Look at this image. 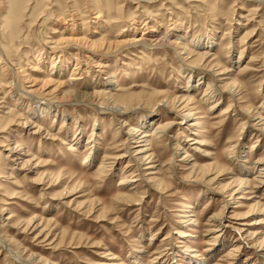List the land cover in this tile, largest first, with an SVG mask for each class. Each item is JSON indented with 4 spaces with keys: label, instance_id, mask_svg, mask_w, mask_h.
Returning <instances> with one entry per match:
<instances>
[{
    "label": "rangeland",
    "instance_id": "rangeland-1",
    "mask_svg": "<svg viewBox=\"0 0 264 264\" xmlns=\"http://www.w3.org/2000/svg\"><path fill=\"white\" fill-rule=\"evenodd\" d=\"M256 4L253 0H0V48L8 57L19 58L20 68L24 70L21 74L25 75V72L29 71L27 66L34 62L33 56L37 53L40 42L46 43L51 35L58 34L51 33V30H60L59 18L61 16L68 18L66 16L68 12H74L77 20H81L77 28L85 36H90V39L102 36L108 41L116 39L115 33L122 23H96V19L92 18L95 11L101 10V20H107L105 15H110L109 20L116 21L121 19L116 17L121 14L122 18H133L141 24L147 22L149 25L154 24L153 21L159 22V28L173 26L171 23L174 22L182 26V31H185L187 37L185 42L192 53L201 54L203 48L191 44L193 42L190 43L188 38L203 40L208 36H214L213 46L208 48L211 54L206 60L213 56L217 57L220 65H224L227 69L217 74L221 80L218 84L240 86L239 95L243 96L242 100H239L240 105L252 103L251 107L264 115V5L256 6ZM41 10L45 11L43 13L52 12L58 16L54 15L44 20L43 16H39L43 14ZM147 16H149L148 19L145 18ZM125 23L128 24V22ZM137 26L141 25L138 23L136 28ZM91 27L97 29V32H92L93 34L90 35ZM130 27L128 29L132 31L134 27ZM247 34L248 36H245ZM173 38L168 37L170 40ZM242 46L243 50L239 53ZM13 48L14 51H12ZM166 49L165 54L161 48L131 46L108 54L99 52L103 59L107 60L102 61V63L107 62V66L102 69L110 70L118 84L108 88L107 94L118 97L119 103L139 102L138 113L141 115L162 113V111L171 114V111L153 105L154 100L157 97L169 99L171 96L183 94L186 84L188 87L195 83L197 75H192L187 82V73L183 69L189 68L187 64L190 59L187 58L183 62L178 60L176 54L185 55L180 47L175 46V51L170 47ZM238 55L240 58L237 60ZM193 57L195 56L191 59ZM70 61L73 60L70 58ZM68 73L69 68L61 79L66 81ZM96 75L97 71L93 73L89 70L85 77L83 83L90 87L87 88L88 92L95 88L91 83L96 79ZM98 77L101 81L104 75L99 73ZM28 84L24 82L26 89L36 87V85L31 87ZM204 85V83L201 84L197 90L189 94L192 98L190 104L197 106L199 112L188 121L200 120L201 126L187 125L185 122L178 125L190 128V132L184 131L185 134L193 133L202 142L199 146L204 151H194L190 161L195 160L196 163L205 166L212 160L218 159L232 171L222 173L217 180L218 183L192 178L182 183L179 177L169 174L167 165H161L156 179L158 178L161 182L160 185H168V190L160 195L149 189L144 192L140 204L126 205L115 202L113 197L119 191L117 186L121 176L119 171L126 169L124 165L129 157L128 153H133L135 143L129 141L131 147L128 151H125L122 146L115 145L116 139L121 140L124 137L121 132H118L114 138L112 136L118 127L115 117L110 119L111 115L98 112L84 103L73 106L67 102L71 100L70 97L60 98L61 92L56 91L45 98L60 102L58 110L61 113L57 110L54 119L50 117L51 115L36 119L31 116L34 122L28 126H21L19 123L23 119L20 117L28 114V107L22 105L20 108L19 105L13 104L11 100L13 98H9L5 93L7 88H4L0 96H3L2 103L10 107V113H0L1 234L15 239L16 244H11L12 247L16 248L18 243L26 249L31 248L30 250L41 253L44 258L54 264L102 262L136 264L131 257L133 249H135L134 254L140 253V264H191L193 259L199 258L203 259L202 264L257 263V256L249 248L252 244L249 243L250 238L241 240L243 233L239 234L237 227H246L251 232L255 229L264 230V209L256 208L254 204V201L259 200L261 196V190L255 187L257 184H254V180L258 177L256 176L257 167L264 162V136L251 128L253 119H248V123L240 128L238 117L232 116L231 107H228L226 113L219 118V112L227 101L223 100L217 106L209 107V102L202 100L205 97L202 98ZM119 87L121 90L116 89ZM75 88L86 90L83 86ZM63 89L62 92L71 89V86L66 85ZM32 93L40 97L39 90H32ZM84 99L89 101L88 97ZM6 110L7 108L3 111ZM202 114H204L203 118H197ZM135 118L133 115L126 117L130 123H133ZM9 121H12L11 124L6 125ZM33 124L40 125L38 132H31L35 130ZM18 126L21 131L16 133L18 138L20 137L24 142L28 149L27 153L34 155L31 165L39 160L35 171L27 172L23 169L12 171L5 164L8 159L4 156L9 144L7 138H11V133ZM80 126L82 132H79L78 143L74 144L72 136L78 133ZM247 130H252V134L247 133ZM171 131L170 134H174L176 130ZM237 132H240L238 137ZM257 134L259 139L256 141ZM183 138L184 136H180L182 142ZM228 138L240 141L239 154H242L244 150L245 157L241 159L237 157L233 162L228 159L224 150ZM86 141L90 142L85 144ZM69 144L73 145L72 148H69ZM252 144H254L253 147H251ZM90 145L91 151L97 146L100 147L94 151L99 159L104 152L108 153V151L109 154L121 156L114 159L112 166L109 164L106 167L104 174L98 176L96 167L99 159L89 166L82 163ZM113 145L117 147L107 149ZM165 149L157 151L161 153L159 154L161 163H165L169 156V151ZM181 155L180 153L178 157L176 156V162L183 163L178 159ZM243 159L245 161H241ZM241 169L247 171L246 178L249 186L244 188L242 193L237 194L242 198H229L220 192L219 188L235 175L239 176ZM9 172H11L10 178ZM211 175L209 174L208 177ZM78 181L81 182L80 186L73 187ZM141 189L139 188L138 191L141 192ZM223 198L226 203H222ZM68 200L73 202L65 206L63 202ZM239 201H242L245 206L233 205ZM77 202L84 207L99 204L94 208L96 211L91 210L85 214L79 209L74 210L73 206ZM185 202H191L193 205V211L186 213L189 214L188 216H182ZM261 202L264 205V200H261L259 204ZM104 205L107 206L106 210L102 211L103 214L100 213L102 215L100 218L96 217L100 212L99 207ZM253 206H255L254 209L248 212V208ZM33 212L42 220H50L53 230L49 232L48 239H56L59 237L57 234H61L60 238L64 243L60 247L49 248L44 245L42 248L41 242L32 238L33 233L24 235V224ZM217 212L222 217L220 224L215 226L216 222L211 217ZM247 212L249 214L245 218L239 217ZM8 215H11V218L4 219ZM187 217L195 219L194 225L184 222ZM257 219H260V222H253ZM240 222L244 224L240 225ZM181 223L187 226L183 228ZM179 229H182L186 235L176 237L174 232ZM154 230L156 232L148 240ZM213 235H217L214 240L211 238ZM71 236H74L75 239L72 242L75 243L67 245L66 242ZM78 236H81L83 240L79 244L76 243ZM163 236L166 238L160 241ZM237 244L240 246L236 247L233 256L229 258L227 254L229 249L235 248ZM242 245L244 247H241ZM154 250H161V252L154 253ZM164 252L166 254H163ZM111 256L115 257L108 258ZM0 264L19 263L7 258L0 248Z\"/></svg>",
    "mask_w": 264,
    "mask_h": 264
},
{
    "label": "bare ground",
    "instance_id": "bare-ground-1",
    "mask_svg": "<svg viewBox=\"0 0 264 264\" xmlns=\"http://www.w3.org/2000/svg\"><path fill=\"white\" fill-rule=\"evenodd\" d=\"M253 1L257 3L256 6L258 4L264 5V0ZM100 11H95L92 16V18L96 19V23H122L120 26H118L117 31L115 33L116 39L108 41L102 36L97 39H90V36H85V34H83V32L77 28V26L81 24V20H77L78 18L74 12H68L66 14L68 18H62V16L59 18L60 30H51V33L54 34L55 32H57L58 34L51 35L49 40L46 41V43L44 41H39L40 44L37 48V53L33 56L34 62L30 66H27V69H29V71L25 72V75L21 74L22 71L24 73V70L20 68L21 66L19 63V58L8 57L6 55V52L2 48H0V95L3 93V89L7 88L5 93L8 94L9 98H13L11 99L13 100V104H17V106L19 105L20 108L22 105L28 107V114L24 117H20L23 120H20L19 124L21 126H28L30 123H33L34 120L31 119V116L35 117L36 119L39 117H46L51 115L50 117L54 119L60 102L52 101L50 99L45 98V96L53 95V93H55L56 91L58 93L61 92L60 98L70 97L71 100L67 102L69 104H72L73 106L82 105L84 103L86 105L92 106L94 110L98 112L107 113L111 115L110 119H112V117H115L118 127L114 130L112 136L114 138V136L118 132H121L124 135L121 140L114 139L116 141L115 145L122 146L125 151H128L131 147L129 145V141L131 140L135 143L133 153H128L129 157L124 165V168L126 169H122L119 171V173L121 174L117 182V186H119V191L113 197V200L115 202L121 203L123 205L130 203L140 204L144 192L148 191L149 189L154 190L160 195L166 190H168V185H160L161 182H159L158 178L156 179L157 171L161 165H167L166 168L168 169L169 174H173L174 176L176 175L177 177H179L178 179H180L182 183L186 182L190 178L194 180L202 179L209 182L218 183L217 180L219 179V176L222 173H225L226 171L231 172L232 170L227 165L220 162L218 159L212 160L205 166L196 163L195 160L190 161L191 155L194 154V151H204V149H201V147L199 146L200 144H202V142L198 140L193 133L185 134L184 131L187 130L190 132V128H187L185 125H178L184 124V122L187 125L195 124L197 126H201L202 124V121L200 120L195 122L188 121L193 119V115L195 113L199 112L197 106L190 104L192 102V98L189 95L190 92L197 90L201 86V84L204 83L205 87L203 88L202 98L204 96L205 97L202 100L206 103L209 102V107L213 108L219 103H221L223 100L227 101L226 105L219 112V118L226 113L228 107H231L230 110L233 111L232 116L238 117L240 128L244 124L248 123V119H253V122L250 125L251 128L255 129L257 133L261 134L262 136H264V115L257 111V109L252 108V103L251 105H240L241 102L239 103V100L243 97L242 95H239L241 93L240 86L233 84L221 86L218 84V82H220L221 80L218 78L217 74L226 71L227 69L224 65H220L218 61L219 59H217V57L213 56L209 60H206V58L209 57V55L211 54L209 53L208 48H211L213 46L212 44L214 42V36H208L207 38H203V40L200 38H188V41L190 43L193 42L191 44H195V46L203 48L201 54H195L192 53V50L185 42L187 38L186 33L185 31H182V26H180L179 24L177 25L173 22L171 23L173 26H167L164 28L161 26V28H159V22L153 21L154 24L149 25L147 24V22H143L141 24L133 18H122L121 14L116 16L121 18L118 20L115 19L116 21L109 20L108 17H110V15H105L107 20L103 18V20H101L100 17H102V14ZM40 12L43 13L45 11L41 10ZM54 15L58 16L56 13L52 12H46L39 16H43V19L45 20L50 17H53ZM239 17L242 16L239 15ZM145 18L148 19L149 16ZM125 22H128V24ZM138 23L141 26H137L136 28V24ZM129 27L134 28L133 30L131 29L132 31H130V29H128ZM91 28V31H89L90 35L93 34L92 32H97V29H94V27ZM248 34L245 36H248ZM144 35H147L148 37H143ZM124 36H126V38H124ZM170 36L174 38L172 40L168 39V37ZM249 36L252 37L253 35ZM226 43H228V41ZM126 46H131L133 48L145 47L148 49L155 47L161 48L164 54L167 52L166 48L170 47L175 51L176 46L184 50V56H180L179 53L176 54V57L180 62H183V60L187 58L190 59L187 64L189 68L184 67L185 69H183V71L187 73V82L190 81L192 75H197V79L194 80L195 83L188 85V87L186 84V87H184L183 89V94L179 96H171L169 97V99H167L166 97H157L153 102V105L158 106L157 108H159L160 106L161 108H164L163 110L171 111V114L165 112L163 113L162 111L163 114L153 113L141 115L140 113H138L140 110L139 102L134 104H131L130 102L119 103L118 97H112L111 95L107 94L108 88H111L112 85L118 86V84H116L115 76L110 72V70L102 69L107 66V62L102 63V61L107 60L103 59L104 57H102L100 53L108 54ZM14 50L15 49L13 48L12 51ZM242 50L243 46L240 48L239 53H241ZM192 56L195 57L191 59ZM70 58L73 61H70ZM239 58L240 55H238L237 60ZM48 63L49 67H47ZM68 68V78L66 81H64L61 79V77L64 72L68 70ZM89 70L93 71V73L94 71H97V75L95 77L96 79L94 80V82L91 83L97 89L92 88L90 92H88L87 89L90 87L83 83ZM99 73L104 75L103 80L101 81L99 80L100 77H98ZM6 76L7 79H5ZM24 82H28V85L31 87H34L35 85L36 87L26 89L24 87ZM66 85L71 86V89L62 92L61 90H64L63 87ZM81 86H83L86 90H78L77 88H75ZM116 89L121 90L120 87ZM32 90H39L40 97L35 96L32 93ZM84 97H88L87 100L89 101H86ZM1 98H3V96H0V113L9 114L10 107L2 103L3 101ZM259 106L261 107V105ZM5 108H7V110L3 111ZM59 113L61 112L59 111ZM131 115L136 117L133 123H130L126 119L127 116L130 117ZM203 117L204 114L199 115L197 118ZM11 122L9 121V123H6V125L11 124ZM32 126L35 127V130L31 131L32 133L38 132L40 130L39 124H33ZM19 128L20 126H18V128H15L13 130L14 132L11 133V138H7L9 140V144H7V152L4 156H7L8 159L5 164L8 165L9 170L12 171H16L17 169H23L27 172H32L37 170L39 160H37L34 165H31V160L34 155L32 153H27V147L24 145V142L21 141L20 137L18 138V134L16 133H21ZM174 129L176 130L174 134H170L172 132L171 130ZM81 130L82 127L80 126V130L78 131V133L72 136L74 144L78 143L79 132H82ZM246 132L252 134V130H247ZM90 133L92 134V132ZM239 134L240 132H237L236 136L238 137ZM258 134L255 135L256 141L259 139ZM180 136H184V143L182 142V140H180ZM89 142L90 141H86L85 144ZM96 143L98 144V142ZM239 144L240 141H238V139L235 140L234 138H228L226 140L224 150L229 157L228 159L232 160V162L235 161L237 157L241 159L246 156V154H244L243 152L244 150L242 151V154H239ZM115 145L109 146L107 149H113V147H117ZM68 146L69 148H72L73 145L69 144ZM253 146L254 144L251 145V147ZM91 148L92 147L90 145L88 147V150L86 151V154L83 157L82 163L85 164V166H89L91 163H94L96 162V160L99 159L94 151H96V149H100V147L97 146L95 147V149L93 148L92 151ZM159 149H165L166 151H169V156L165 163H161L159 159V154H161L160 152H157ZM190 151L193 152L190 153ZM180 153L182 155L178 159L181 160V162L183 163L176 162V156L178 157ZM119 156L121 155L114 153L109 154V151L108 153L104 152V154L100 157L97 163V175L101 176L102 174H104L106 167L109 164L110 166H112L114 159L118 158ZM241 161L245 160L243 159ZM252 167H254V165ZM257 168L258 173L256 174V176L258 177L256 178L254 176L256 178V180H254V184H257H255V187L260 188L261 196H259V200L254 201V204H256V208L264 209L263 202L259 204L261 200H264V162L263 164H260ZM246 173V170L241 169L239 176L238 174L234 177L231 176L232 179L228 183H226L224 186H220V192L224 193L229 198H242V196L237 194L242 193L243 189L249 186L246 178ZM10 174L11 172L8 173L9 178L11 176ZM209 174L212 175L208 177ZM80 184L81 182L78 181L73 187L80 186ZM230 185V189L227 190ZM139 188H142L141 192L138 191ZM72 202L73 201L68 200L64 201L63 204L65 206H69ZM222 203H226L225 198H223ZM98 204L99 203L95 204L94 206L84 207V205H80V203L78 204L77 202L76 205L73 207L75 211H78L79 209L81 210V213L88 214L91 210L96 211V209L94 208ZM233 205L236 207L245 206L242 201L236 202ZM221 206H223V204H221ZM183 207L184 209L182 211L184 212V214H182V216H188L189 214L186 213L193 211V205L191 202H185L183 204ZM254 207L255 206H253L252 208H248L247 211L249 212L253 210ZM106 208L107 206L105 205L100 206L98 209L100 210V212L96 215V217L100 218V216H102L100 215V213L103 214L102 211L106 210ZM248 212L240 215L239 217L245 218L246 216H248ZM36 215L37 214L33 212L26 220L23 227L24 235H26L27 233H33L32 238L34 240H37L38 242H41L40 246H42V248H44V245H47L49 248L60 247L62 243H64V241H62V238H60L61 234H57V236L59 237H57L56 239H48V234L50 231L53 230V226H51L50 220H42L40 216L36 217ZM221 217V214L218 212L213 214L211 218L215 220V226H218L220 224ZM9 218H11V215L6 216L4 219L8 220ZM184 222L194 225L196 221L192 217H187ZM253 222H260V219L254 220ZM242 224L244 223L240 222V225ZM182 226L184 228L187 225H182L181 223V227ZM155 232L156 230H154L150 234L148 240L151 239V236ZM237 232L239 234L243 233L240 237L241 240H244L246 237L250 238L251 242L249 243L252 244H250L249 248H251L257 256V263L255 264H263L264 251L261 250H264V230L255 229L251 232L247 230L246 227L244 228L243 226H238ZM174 234L176 235V237H182L186 235V233H184L182 229L176 230ZM216 236L217 235H213V237L211 238L214 240ZM165 238L166 237L163 236L160 241ZM74 239V236H71L70 239L66 242L67 245L75 243L72 242ZM76 241V243L79 244L80 241H83L82 237L78 236ZM11 244H16L15 239L2 235L0 231V248H2V251L5 253V256H7V258H9L11 261L17 262L19 264H54L52 261H48L46 258H44L41 253H36L33 250H30L31 248L26 249L25 246H20L18 243L16 248H14ZM239 246L240 244H237L235 248L232 247L229 249L227 253L229 258L233 256V251L236 250V247ZM185 247L188 248L187 245H185ZM241 247L244 246L242 245ZM134 250L135 249H133L131 252V257L134 259L136 264H140V253L137 252L138 255H136L133 252ZM153 252L159 253L161 252V250H154ZM165 252L163 254H166ZM114 257L115 256H111L108 258ZM191 262V264H202L203 259H193ZM98 264L105 263L102 262Z\"/></svg>",
    "mask_w": 264,
    "mask_h": 264
}]
</instances>
